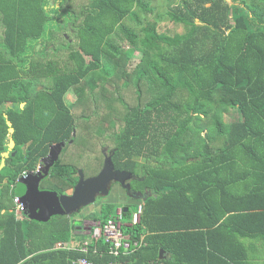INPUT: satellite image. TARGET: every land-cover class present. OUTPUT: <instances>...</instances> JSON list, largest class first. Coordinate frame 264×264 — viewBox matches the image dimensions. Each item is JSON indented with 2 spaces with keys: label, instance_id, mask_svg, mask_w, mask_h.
Listing matches in <instances>:
<instances>
[{
  "label": "trees",
  "instance_id": "obj_1",
  "mask_svg": "<svg viewBox=\"0 0 264 264\" xmlns=\"http://www.w3.org/2000/svg\"><path fill=\"white\" fill-rule=\"evenodd\" d=\"M172 1L165 14L181 31L160 29L162 17L151 0H87L81 6L60 0L50 9L48 0H6V6L0 0L6 48V56L0 51V105H15L4 113L16 150L0 168V183L8 180L0 190L7 200L0 204V264H73L81 255L53 248L75 232L70 216L47 222L16 217L12 185L36 168L50 144L73 138L40 183L58 194L70 192L78 169L88 176L103 164V153L91 162L70 160L88 137L112 152L116 169L138 178L133 189L151 192L136 223L130 207L122 208L124 232L144 236L146 244L115 258L99 238L101 256L90 259L144 264L159 259L163 249L169 264L260 260L264 0ZM40 38L45 51L33 57ZM38 69L48 78L41 89ZM69 91L75 96L70 105ZM7 128L0 110V153ZM113 207L102 204L94 219L102 225L115 215Z\"/></svg>",
  "mask_w": 264,
  "mask_h": 264
},
{
  "label": "water",
  "instance_id": "obj_2",
  "mask_svg": "<svg viewBox=\"0 0 264 264\" xmlns=\"http://www.w3.org/2000/svg\"><path fill=\"white\" fill-rule=\"evenodd\" d=\"M9 125L11 126V122ZM13 130V127H10V131L13 132ZM72 135H74V131ZM72 141L73 138L49 145L46 156L40 159L38 170H30L26 172L25 176L19 178V182L25 186V191L19 195V198L24 205V215L27 218L46 222L55 215L72 216L82 207L95 202L97 197L107 196L113 182L119 183L126 190V195L133 199L144 200L150 195L148 191L141 192L131 187V180L138 178L130 171L116 169L112 161V152L104 155L103 165L95 175L86 177L79 169L77 182L70 192L58 194L54 190L40 188L41 181L50 174L62 148ZM10 142L14 145L12 138H10ZM14 154L15 151L11 153V155ZM6 157H8V153L2 152V162ZM124 210L126 211L127 208L125 207ZM92 226H96V224L94 223ZM158 257L159 259L165 258L163 249L159 251Z\"/></svg>",
  "mask_w": 264,
  "mask_h": 264
},
{
  "label": "crops",
  "instance_id": "obj_3",
  "mask_svg": "<svg viewBox=\"0 0 264 264\" xmlns=\"http://www.w3.org/2000/svg\"><path fill=\"white\" fill-rule=\"evenodd\" d=\"M59 1L60 0H48V2H47V4L48 5H46L45 6V8L46 9H50V8H53V7H59ZM2 3H4L5 5H3V6H6V0H2ZM60 19V18H59ZM63 19V18H62ZM62 19H60V20H62ZM4 22L5 21H3V18H2V15H1V13H0V51L3 53V55H5L6 56V48H5V45H4V33H3V31H4ZM71 23H69L68 25H70ZM45 38H40L39 40H38V43L35 45V50H34V52L32 53V56L34 57H36V56H38V54L40 55V54H42V52H44L45 50H44V48H45V42H43V40H44ZM0 67H2V65H0ZM37 89H41L42 88V86L41 85H39V86H37L36 87ZM24 105H25V102H21V103H19V107L20 108H23L24 107ZM14 103L11 101V100H6V101H2V103H1V105H0V110H2L3 111V117L6 119V124H7V126H8V128H7V135H6V138H5V144H6V150H4V151H2V152H7L8 153V157L9 156H14L15 154H16V150H14L13 148H14V146H15V142H14V145H12L11 144V142H10V138H12V131H10V127H12V122L9 120V119H7L8 118V115L6 114V113H4V111L5 110H7V109H12V108H14ZM9 122H11V126L9 125ZM14 129V128H13ZM14 131V130H13ZM73 136V135H72ZM13 139V138H12ZM53 144V143H52ZM27 145L28 144H25L23 147H22V149L24 150L26 147H27ZM51 145V144H50ZM48 150H49V148H48ZM13 151H15V154L14 155H11V153L13 152ZM1 152V153H2ZM1 153H0V168H2V167H4L5 166V161H6V159L8 158V157H6L5 159H4V162H2V159H1ZM103 154H104V151H103ZM105 155V154H104ZM46 156V155H45ZM103 165V164H102ZM39 166H40V161L38 162V165L36 166V168L34 169V170H32V171H37L38 170V168H39ZM101 169V168H100ZM79 170V169H78ZM24 171H26V170H24ZM26 172H28V170L26 171ZM90 172V171H89ZM89 172H87V173H89ZM21 174H19L18 175V177L16 178V180H17V182H18V184H16L15 186H13L12 185V187H15L14 189H15V191L16 190H20L19 189V185H22V191L20 190L18 193H16V194H18V196L19 195H21L24 191H25V186L22 184V183H20L19 182V178L21 177L20 176ZM92 175H95V174H91V175H88V176H92ZM49 176V175H48ZM77 176H78V171H77ZM88 176H86V177H88ZM45 179V178H44ZM8 180H7V178L5 177L4 179H3V181H2V183H0V190L3 188V185L4 184H6V182H7ZM42 182V181H41ZM115 184V185H112V184ZM112 184H111V186H110V192H109V194L107 195V196H102V197H104V199L105 198H107L108 197V201H106V202H104V203H114V204H116V203H120V204H122V206H120V207H118V208H123V207H125L126 206V208H127V206H128V203H129V200L131 199V201H135L136 199H133V198H131V197H128L127 195H126V190L124 189V188H122L121 186H120V184L119 183H116V182H113ZM41 185V184H40ZM42 189H44V188H42ZM14 191V192H15ZM138 191V190H137ZM140 191V190H139ZM145 191H148V190H144L143 192H145ZM142 192V191H141ZM148 192H150V191H148ZM150 195H151V192H150ZM0 196H1V192H0ZM149 196V195H148ZM6 199H3V198H0V204H3V203H5L6 204ZM142 201L143 200H138V201H135L136 202V205H138L139 206V204L141 205V203H142ZM104 203H102V204H104ZM102 204H98V206L97 205H93V204H89V206H93L92 208H94L93 209V211H90L89 212V219L88 220H90V222H88V224H84L83 225V223L82 222H79L80 220H81V218H83L84 217V215H86V214H84L83 212H81V216L80 217H78V218H76V219H74V217L73 216H75V214H79L80 213V211H82V208L79 210V212L77 213V212H75V213H73L72 214V216H70V218H71V220L74 222V220H77L76 222H74V230H75V232L73 233V235H72V237H71V239L69 240V241H66V242H63V243H65V244H67V245H76L81 239H83L82 238V233L83 234H89L90 235V233H91V231L93 230V228L95 227V226H92V224H96V225H98L99 224V221L98 220H95L94 218L97 216V214H98V211H100V207H101V205ZM88 206V207H89ZM95 207H98L96 210H95ZM14 211V210H13ZM92 212V213H91ZM134 212V211H133ZM16 213V212H15ZM3 214H5V209H4V207L0 210V216L1 215H3ZM83 214V215H82ZM56 216V215H55ZM66 216V215H65ZM16 217H17V215H16ZM53 217V216H52ZM51 217V218H52ZM18 219H20L19 217H17ZM50 218V219H51ZM2 222L3 221H0V237L2 236V233H1V228H2V226H1V224H2ZM40 222V221H39ZM47 222V221H46ZM85 226V227H84ZM90 237V236H89ZM58 243V242H57ZM57 243L54 245V249H66V250H70V251H75V252H78V253H81V252H79V251H77V250H73V249H71V248H58L57 247ZM97 243V242H96ZM97 247V249H98V251L100 250L99 248H98V246H96ZM263 249H264V247H263ZM93 254H99V256H101L100 255V251H99V253H90V254H88V257H89V255H93ZM81 255H83V253H81ZM261 255V257H260V260H258V263L259 264H263V262H264V251L260 254ZM77 256H79V255H77ZM76 256V257H77ZM75 257H73V259H74ZM72 259V260H73ZM165 259V258H164Z\"/></svg>",
  "mask_w": 264,
  "mask_h": 264
},
{
  "label": "built area",
  "instance_id": "obj_4",
  "mask_svg": "<svg viewBox=\"0 0 264 264\" xmlns=\"http://www.w3.org/2000/svg\"><path fill=\"white\" fill-rule=\"evenodd\" d=\"M26 171L21 173V177L25 176ZM14 210L17 217L23 219L24 217V205L18 195L13 197ZM142 206H138V210L133 212L132 222L136 223L139 220V215L141 213ZM123 220H122V208L117 209V213L114 216L107 218V220L102 224L96 225L90 233V237L80 240L76 245H67L63 242H58V248H71L77 250L83 255H79L72 260L73 264H100L88 257L90 253H99L96 242L99 238L103 239V243L107 245V252L114 256L115 258L121 253L128 254L142 245H145L144 236L137 239L130 238L129 234L123 230ZM101 255V253H100ZM104 264H117V261L112 260ZM144 264H169L165 259L150 260Z\"/></svg>",
  "mask_w": 264,
  "mask_h": 264
},
{
  "label": "rangeland",
  "instance_id": "obj_5",
  "mask_svg": "<svg viewBox=\"0 0 264 264\" xmlns=\"http://www.w3.org/2000/svg\"><path fill=\"white\" fill-rule=\"evenodd\" d=\"M152 1V4L155 6V11H156V13H158L159 15H161V20H160V29L161 30H163V31H167V32H174V31H181L182 30V28H181V26H179V25H177V24H175V23H173V22H171L168 18H167V15L165 14V11L168 9V3L170 2V0H151ZM179 0H173L172 2L173 3H177ZM228 1H232V0H228ZM86 3H88L87 2V0H77V4H80V6L81 5H85ZM149 17H154V14H150V16ZM60 19H62V17H60ZM69 23H71V22H68V24ZM65 36H66V34H65ZM45 40H43V42H44ZM124 44H126V43H124ZM127 45V44H126ZM53 47H54V44L52 43V44H50V46H49V48L50 49H52V50H50V55L51 56H54V53H53ZM139 54H137L135 57H134V59H131V63L132 64H134L136 61H137V59H138V56ZM38 56H40V55H38ZM38 63L40 62V63H44V59H40V58H37V59H35ZM39 63V64H40ZM43 66V65H42ZM38 76L40 77V80H41V84L40 85H43V86H45L46 85V82H45V80L46 79H48V78H46V77H44V75L43 74H41V72H40V70L38 69ZM50 79V78H49ZM51 81V80H50ZM120 84H121V82H120ZM122 88H127V86H121ZM128 89V88H127ZM69 98H75V96L73 95V93L71 92V91H69L68 92V94L66 95V99H65V101L67 102V104L68 105H70V102H71V100L69 99ZM78 103V102H77ZM73 110H78L79 108L78 107H75V108H72ZM230 117L228 116L227 117V119H229ZM88 142H86L85 143V145L86 146H83L82 148H80L81 149V151H78V153H80V154H78V153H76V152H73L72 153V155H71V153H70V160L71 161H81V162H91V161H94L95 159H101L102 158V153H103V149H104V151H106V153L108 154V149L106 148V146L104 145L103 147H101V145H100V142H97V141H95V140H93V138H90V137H88ZM94 139H98V138H94ZM98 145H99V147H100V149H99V147H98ZM70 149V148H69ZM96 163H98V161L96 160L95 161ZM87 173V172H86ZM88 174V173H87ZM85 175V174H84ZM112 185H115L114 183L112 184ZM19 189L22 191V185H19ZM20 190H16L15 192L16 193H18ZM106 201H108V197L107 198H105L104 199V197H102V196H99V197H97L96 198V201L95 202H93V203H91V204H93L94 206L95 205H97L98 206V204H102V203H104V202H106ZM135 201H138V200H135ZM135 201H131V199L129 200V203H128V206L130 207V210H131V212H133V211H135L136 209V202ZM113 205H114V207H113V212H114V214L116 215V213H117V209H118V207H120V206H122V204H120V203H116V204H114L113 203ZM89 205H87V206H84L83 208H82V211H80V213L79 214H75V216H73L74 217V219H76V218H78V217H80L81 216V212H83L84 214H86V215H84V216H86V217H89V212L90 211H93V209L94 208H92L93 206H89ZM98 207H95V210L97 209ZM92 213V212H91ZM83 215V214H82ZM126 218H124L123 219V223H126ZM254 262V264H259L258 263V261H253ZM263 264H264V262H263Z\"/></svg>",
  "mask_w": 264,
  "mask_h": 264
},
{
  "label": "flooded vegetation",
  "instance_id": "obj_6",
  "mask_svg": "<svg viewBox=\"0 0 264 264\" xmlns=\"http://www.w3.org/2000/svg\"><path fill=\"white\" fill-rule=\"evenodd\" d=\"M104 150V149H103ZM110 153V151H108V154ZM104 154H107L106 153V151L104 152ZM137 178V177H136ZM132 180H134V179H132ZM131 180V181H132ZM79 212V211H78ZM77 212V213H78ZM89 219V217H86V216H84L83 218H81V220L79 221V222H82L83 223V225L84 224H88V222H90V220H88ZM77 220H74V222H76ZM78 222V221H77ZM85 227V226H84Z\"/></svg>",
  "mask_w": 264,
  "mask_h": 264
}]
</instances>
